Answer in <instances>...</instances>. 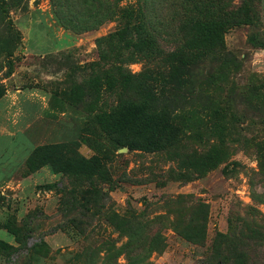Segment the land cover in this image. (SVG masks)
<instances>
[{
  "label": "rangeland",
  "instance_id": "rangeland-1",
  "mask_svg": "<svg viewBox=\"0 0 264 264\" xmlns=\"http://www.w3.org/2000/svg\"><path fill=\"white\" fill-rule=\"evenodd\" d=\"M218 1L226 10L242 2ZM111 2L6 0L18 35L9 33L0 19V243L5 245L0 264H209L218 235L229 242L242 236L246 264H264V203L251 197L252 192L264 196V180L249 148L234 145L227 162L214 170L186 183L172 181L165 171L176 168L174 162L162 154L110 144L99 129L89 128L81 107L63 100L70 85L80 82L83 70L97 60L95 39L116 28L109 20L94 23ZM118 4L141 6L161 50L177 46L179 24L197 16L192 3L183 0ZM204 5L212 12V5L218 6L215 0H204ZM250 7L253 22L229 28L223 44L241 64L242 84H250V76L264 84V48L247 42L251 34L264 38V0H253ZM63 21L73 28L61 25ZM4 40L9 42L6 47ZM142 67L139 61L126 65L135 75ZM111 103L107 99L106 105ZM254 122L240 125V132L255 134L260 125ZM69 141L79 143L82 156L104 159L109 182L76 180L47 166L33 172L25 168L36 146ZM198 146L184 143L186 152ZM230 162L236 165H227L223 174ZM198 204L206 221L202 240L193 243L175 230L197 215ZM133 216L140 218L128 230L118 225ZM131 228L134 237L129 239Z\"/></svg>",
  "mask_w": 264,
  "mask_h": 264
},
{
  "label": "trees",
  "instance_id": "trees-1",
  "mask_svg": "<svg viewBox=\"0 0 264 264\" xmlns=\"http://www.w3.org/2000/svg\"><path fill=\"white\" fill-rule=\"evenodd\" d=\"M119 1L112 0L103 7L94 21L97 26L113 21L116 28L95 39L97 60L83 70L80 82L70 85L63 100L81 107L89 128L99 129L110 144L129 151L162 154L174 162L176 168L165 171L169 180L186 183L205 175L227 162L234 145L250 149L264 180V84L252 76L250 84H242L238 76L241 64L223 44V34L229 28L253 22V0H242L235 10H226L215 0L218 6L212 5L214 12L210 5L206 9L204 0H183L192 3L197 16L179 24L180 43L166 50H161L148 29L141 6H119ZM0 19L9 33L18 35L6 0H0ZM69 23L63 21L61 25L67 27ZM247 42L264 48V38L255 34L249 35ZM1 43L6 47L9 42ZM130 61L143 64L138 74L128 72L126 65ZM3 94L0 85V97ZM107 99H112V103L106 105ZM253 119L256 122L251 125H260V129L246 137L245 130L240 132L239 127L243 123L249 125ZM187 142L197 143L198 149L186 152ZM78 148L76 141L36 146L26 158L25 168L33 172L47 166L53 173L76 180L95 177L109 182L104 159L96 154L84 157ZM229 164L236 165L225 164L223 174L228 173ZM90 193L96 196L97 192ZM251 197L264 203L262 195L252 192ZM198 205L197 215L192 214L187 224L181 222L183 226L176 225L175 230L193 243L202 240L206 221L205 211ZM139 218L121 219L118 225L128 230L129 224H137ZM134 229L128 233L129 239L134 237ZM155 238L156 235L150 238L148 247ZM241 240L242 236L229 242L218 235L209 264H246ZM4 246L0 243V248Z\"/></svg>",
  "mask_w": 264,
  "mask_h": 264
}]
</instances>
